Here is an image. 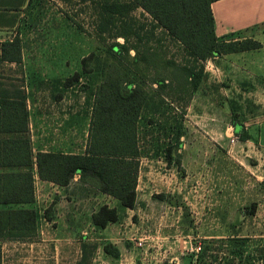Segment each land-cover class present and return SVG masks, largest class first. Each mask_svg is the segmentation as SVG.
Returning a JSON list of instances; mask_svg holds the SVG:
<instances>
[{"label": "rangeland", "instance_id": "1", "mask_svg": "<svg viewBox=\"0 0 264 264\" xmlns=\"http://www.w3.org/2000/svg\"><path fill=\"white\" fill-rule=\"evenodd\" d=\"M106 1L123 0H31L6 34L20 36L22 61L0 63V79L27 91L36 155L64 149L59 141L76 151L88 141L102 64L137 71L150 100L138 123L136 206L124 211L115 204L119 220L98 228L92 216L107 202L104 195L80 183L46 189L35 169L38 232L0 241L1 264H192L204 241L220 247L229 237L247 238L244 256L233 259L216 247L204 264H264V81L244 76L242 56L197 59L143 9L111 16L101 9ZM240 36L264 42V23ZM126 41L130 56L121 63L107 49ZM137 50L148 62H132ZM92 54L98 60L85 71L83 60ZM184 69L203 70L201 90L193 92ZM233 112L250 140L234 134ZM47 209L54 220L46 218ZM108 243L118 257L105 251Z\"/></svg>", "mask_w": 264, "mask_h": 264}, {"label": "trees", "instance_id": "2", "mask_svg": "<svg viewBox=\"0 0 264 264\" xmlns=\"http://www.w3.org/2000/svg\"><path fill=\"white\" fill-rule=\"evenodd\" d=\"M215 1H106L101 9L111 16L121 17L143 9L154 18L157 26L164 28L191 56L200 60L262 47L260 41L252 38L217 37L212 10ZM135 34L142 40L139 32ZM130 49L126 41L112 43L107 51L112 58L122 63V59L130 56ZM22 55L23 43L18 34L0 42V63L19 64ZM148 59L146 54L140 55L137 50L132 62L137 65L138 62H148ZM94 60H98L95 54L84 58L85 71H91ZM101 66L105 78L95 93V106L84 154L39 151L35 155L30 138L27 91L22 84H6L0 79V241L26 240L38 232L41 215L34 207L35 169L41 180L63 187L69 186L75 176L80 175L82 184H89L118 199L125 208H135L140 169L138 123L150 96L145 80L137 71L115 62ZM184 70L191 79L193 92L201 90L206 80L203 70ZM155 82L160 88L166 86L163 79L157 78ZM231 123L234 134L240 140L246 142L252 138L235 112L232 113ZM50 212V209L46 210V218L53 220L54 215H50ZM118 220V210L108 205L101 206L92 216L93 224L98 228H106ZM246 240V237H229L225 245L221 241L220 247L211 244L217 240L204 241L200 251L193 256L192 264H204L207 252L216 247L220 251L223 248L227 250V255L233 259L243 257ZM105 251L114 257L120 254L112 243L105 246Z\"/></svg>", "mask_w": 264, "mask_h": 264}, {"label": "crops", "instance_id": "3", "mask_svg": "<svg viewBox=\"0 0 264 264\" xmlns=\"http://www.w3.org/2000/svg\"><path fill=\"white\" fill-rule=\"evenodd\" d=\"M29 1L30 0H0V42L10 38L6 37V34L11 33V30L19 25L18 23L21 20L20 17L24 13L23 10L28 7ZM212 10L215 18V31L219 38L235 37L237 32H239L237 36L242 37L240 36V33L244 34L245 31H250L254 26L264 23V0H217L212 3ZM255 36L258 37L257 35ZM239 37L238 39L247 38ZM260 41L263 44L260 48L231 53L225 55L223 58L232 61L233 59L242 56L244 76L247 78H255V76H257L259 80L264 81V42L262 40ZM57 145L58 148L59 146L62 147L64 145V149H57L56 151L50 148L48 149L47 147L42 148L40 151L62 152L65 154H84L87 147V141H85L78 151L73 148L70 150V144L67 141L64 144H61L59 141ZM38 181L39 185L46 189L51 188L54 192H59L61 189L63 190L68 187L71 188L70 185L72 186V184H82L80 182V175H76L74 181L67 187L41 180L39 177ZM82 185L88 186L86 183ZM95 192H97V194H102L107 198V202L101 206L108 205L111 208H116L118 213H120V211L115 204L121 206L124 211L133 210L123 207L118 199L106 193H102L97 189H95ZM110 201L111 203H114V205H111Z\"/></svg>", "mask_w": 264, "mask_h": 264}]
</instances>
